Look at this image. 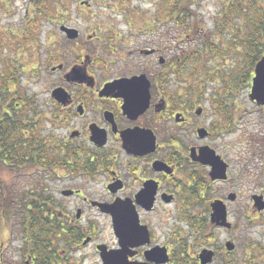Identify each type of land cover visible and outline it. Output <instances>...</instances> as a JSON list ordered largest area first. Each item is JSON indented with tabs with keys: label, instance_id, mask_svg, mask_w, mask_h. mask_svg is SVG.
<instances>
[{
	"label": "flooded vegetation",
	"instance_id": "1",
	"mask_svg": "<svg viewBox=\"0 0 264 264\" xmlns=\"http://www.w3.org/2000/svg\"><path fill=\"white\" fill-rule=\"evenodd\" d=\"M56 24L77 36L46 33L39 104L0 112V264H264V156L239 155L236 85L182 75L171 27L121 36L118 61L100 27Z\"/></svg>",
	"mask_w": 264,
	"mask_h": 264
},
{
	"label": "rangeland",
	"instance_id": "2",
	"mask_svg": "<svg viewBox=\"0 0 264 264\" xmlns=\"http://www.w3.org/2000/svg\"><path fill=\"white\" fill-rule=\"evenodd\" d=\"M159 1L160 0H85L88 5H83L80 0H67L61 13L54 11L49 13L51 16L56 17L57 20L66 19L71 23H78L86 28L88 32H90L91 29H98L100 27L102 31H104L101 34L106 38L107 44L110 46L114 44L116 46L117 52L115 53V57L118 61L120 57L119 43L121 42V36H123L125 42H128L129 38L134 36L145 43H151L150 39L155 36V33H147V31H145L146 27H171V30L165 29V31L168 37L176 42V53H179L180 57L184 58L182 54H190L192 49L196 47L195 45L200 43L201 38L208 35L211 31H215L213 29L214 18L221 9L223 2V0H194L193 8L195 16H198L199 25L203 31L200 35H195L193 37H179L176 28L168 25L169 23L165 25L159 24L160 19H155V24L151 25L154 17L158 16ZM27 6L28 0H0V26L15 24V26L21 28L23 15L28 10ZM54 21L55 20H49V22L45 21L41 30L46 32L45 34L41 33L39 40L37 38L39 42L36 40L35 43H43L47 39V32H59V25L56 24L53 26L54 24L52 22ZM51 36L53 39V35ZM211 37L212 35L209 39H211ZM216 39L220 41L219 37H216ZM54 43H56V40H54ZM112 47L115 49L114 46ZM225 47L227 49L228 46ZM125 49L124 53L126 54L129 48H127V50ZM25 50L27 59L29 60L28 63H25L26 67L23 68L24 74H22L21 79L18 77L17 83L24 88L25 95L31 99L34 98L38 105L39 99L43 97L42 91L44 86L42 80L35 79L33 81L34 78L32 75L34 71L29 70L31 66L37 65V63L40 62V57L38 52H36L38 48L35 49L32 43H28ZM235 54V51L231 53L230 50H228L227 55L222 57L219 54H217L218 56H211L212 54L210 53L206 54L204 58H201L202 63L199 71H197V68L200 66L195 62L197 57H193V60H190L188 64L184 65L182 75L192 76L190 80L194 79V84L198 81V78L205 79L208 90H230L234 83L232 82L234 77L232 72H238L239 67L240 56ZM111 59H113V56H111ZM241 61L242 59H240V63ZM243 65L245 66L244 62ZM204 71L206 74L202 75ZM220 77L223 81H221ZM247 94V88L241 89L238 96H234V98H230L228 101L232 103L234 100L233 102H239L241 106L239 111L240 142L237 146L240 157L247 160V157L253 156L255 160H258L260 157L264 156V115H262L261 111L248 100ZM245 133H248L246 137ZM249 140H252V143H247Z\"/></svg>",
	"mask_w": 264,
	"mask_h": 264
},
{
	"label": "trees",
	"instance_id": "3",
	"mask_svg": "<svg viewBox=\"0 0 264 264\" xmlns=\"http://www.w3.org/2000/svg\"><path fill=\"white\" fill-rule=\"evenodd\" d=\"M66 3L67 0H28V10L23 15L21 28L15 24L0 26V112L15 106V102L21 98L26 105H34L25 95L24 88L17 83L18 77L21 79L24 74L25 63L29 60L25 47L32 43L33 48H38L36 52L40 54L50 45L45 39L40 44L35 41L37 38L39 40L41 33L45 34V31L41 30L45 21L55 20L53 24L57 21L49 12L61 13ZM193 5L194 0H160L158 16L154 17L151 25L155 24V19H160L159 24L169 23L168 25L176 28L179 37L200 35L203 29L199 25L198 16H195ZM213 26L215 31L201 38L192 52L184 55L181 60L188 64L193 57H197L195 62L200 66L201 58L206 54H219L222 57L228 54V50L231 53L235 51V55L240 56L242 61L240 63L239 59L238 72H232V82L236 85L234 89H244L250 82L253 67L264 55V0H223ZM216 37H219L220 41ZM225 46H228V50ZM37 66L39 65L35 64L29 70L35 72ZM199 68L201 66L197 71ZM204 74L205 71L202 75ZM0 122L8 123V119H1Z\"/></svg>",
	"mask_w": 264,
	"mask_h": 264
},
{
	"label": "water",
	"instance_id": "4",
	"mask_svg": "<svg viewBox=\"0 0 264 264\" xmlns=\"http://www.w3.org/2000/svg\"><path fill=\"white\" fill-rule=\"evenodd\" d=\"M59 29L69 38L77 36V30L61 25ZM254 77L250 88L249 98L257 103L264 105V55L256 63L254 68Z\"/></svg>",
	"mask_w": 264,
	"mask_h": 264
}]
</instances>
